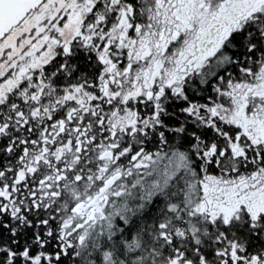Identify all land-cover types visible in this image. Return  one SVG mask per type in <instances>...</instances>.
I'll return each instance as SVG.
<instances>
[{
  "label": "snow or ice",
  "instance_id": "6c2138e0",
  "mask_svg": "<svg viewBox=\"0 0 264 264\" xmlns=\"http://www.w3.org/2000/svg\"><path fill=\"white\" fill-rule=\"evenodd\" d=\"M0 264H264V0H0Z\"/></svg>",
  "mask_w": 264,
  "mask_h": 264
}]
</instances>
